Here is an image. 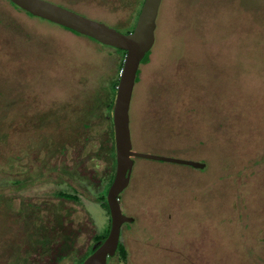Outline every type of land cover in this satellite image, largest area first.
Instances as JSON below:
<instances>
[{
    "label": "rangeland",
    "instance_id": "rangeland-1",
    "mask_svg": "<svg viewBox=\"0 0 264 264\" xmlns=\"http://www.w3.org/2000/svg\"><path fill=\"white\" fill-rule=\"evenodd\" d=\"M48 1L121 32L141 6ZM154 34L132 90L133 148L205 167L135 157L120 206L136 223L126 258L108 264H264V0H161ZM120 59L0 0V264H75L107 230L101 154ZM66 232L72 250L55 260Z\"/></svg>",
    "mask_w": 264,
    "mask_h": 264
},
{
    "label": "water",
    "instance_id": "water-1",
    "mask_svg": "<svg viewBox=\"0 0 264 264\" xmlns=\"http://www.w3.org/2000/svg\"><path fill=\"white\" fill-rule=\"evenodd\" d=\"M25 12L62 25L80 34L87 35L105 45L126 51L119 72L115 99L112 106V126L115 150V173L106 194L110 210L111 225L102 243L82 261L81 264H106L113 255L122 222L130 221L125 216L118 201L120 192L129 182L132 168L131 156L175 162L202 168L204 163L166 155H158L131 149L129 128V107L136 73L145 53L151 49L155 39L156 17L161 0H143L135 24L131 31H118L108 24L98 21L48 0H9Z\"/></svg>",
    "mask_w": 264,
    "mask_h": 264
},
{
    "label": "trees",
    "instance_id": "trees-1",
    "mask_svg": "<svg viewBox=\"0 0 264 264\" xmlns=\"http://www.w3.org/2000/svg\"><path fill=\"white\" fill-rule=\"evenodd\" d=\"M130 30H131V28L128 29L127 32L130 31ZM115 50L121 54V59H120L119 65H118L117 76H116L115 80H113V83H112V86H111L112 87V90H111V95L112 96H110V100L111 101H110V104H109V107H108L110 109V112L108 113V117L110 116V118L112 116L111 115V111H112V106H113V102H114V99H115L116 86H117V83H118L119 72H120V69H121L122 64H123L122 61L124 59V55L126 53L124 50L119 49V48H115ZM149 54H150V50H148L145 53V55L141 59V63L146 62L148 60ZM138 72H139V70H137L135 81L137 80ZM110 131H111V133L109 135V138L108 139L106 138L105 142L103 141V146H102L103 153L101 154L103 157H105L107 159L108 164H109V169H111V171H112L111 174H110V177L108 178L107 184H110V182L112 181L114 168H115L114 145L111 143L112 142V137H113L112 123H111V130ZM106 142H108V144H106ZM67 173H68V171H67ZM18 180H20V179H18ZM18 180L15 181L16 184L18 183ZM22 182H23V180H22ZM23 186H25L24 182H23V184L21 186L16 185V188L23 187ZM57 195L61 199L70 200V201H76L77 200V196L75 194H70V193L59 191V192H57ZM102 204L107 207V203H106L105 197L103 198ZM58 224H59V222H58ZM42 231L41 230H37L35 232V234L39 236L37 241L38 242L40 241L39 243H40L41 246L44 245V244L47 246L48 242L50 241V238H48V239H44V238H47L48 235L50 236L52 233L51 234L47 233V230H46V232L44 230H42ZM62 236H63V242L61 243L62 250L64 248L66 250L62 251L61 254H59L60 256L57 255L55 257V260L60 259L63 255H65V253L69 254L70 251L72 250V247H71V242H72L71 234L69 235V232H66ZM93 239H94V244L93 245H97L100 242V240H101L100 237L97 236V235H94ZM90 251H91V249H89L86 253H84L79 258H77L75 264H79L82 261V259L86 256V254H88Z\"/></svg>",
    "mask_w": 264,
    "mask_h": 264
},
{
    "label": "flooded vegetation",
    "instance_id": "flooded-vegetation-1",
    "mask_svg": "<svg viewBox=\"0 0 264 264\" xmlns=\"http://www.w3.org/2000/svg\"><path fill=\"white\" fill-rule=\"evenodd\" d=\"M139 1V0H138ZM142 1L143 0H141V4H142ZM10 3L13 5V3L10 1ZM15 5V4H14ZM13 5V6H14ZM14 7H16V5L14 6ZM141 7V6H140ZM16 8H19L18 6L16 7ZM19 9H21V8H19ZM139 11V10H138ZM27 14H29L28 12H26ZM29 15H31V14H29ZM138 15V14H137ZM32 16H34V15H32ZM43 19V18H42ZM49 21V20H48ZM50 22H52V21H50ZM52 23H55V22H52ZM56 24V23H55ZM135 24V23H134ZM134 24H132V27H131V30H132V28H133V26H134ZM59 25V24H58ZM60 26H62V25H60ZM62 27H64V26H62ZM65 29H68V28H66V27H64ZM68 30H70V31H72V32H74L75 34H80V33H78V32H76V31H74V30H71V29H68ZM130 30V31H131ZM129 32V31H128ZM125 33H127V31L125 32ZM81 35H83V34H81ZM85 36H87V35H85ZM89 37V36H88ZM91 38V37H90ZM93 39V38H92ZM95 40V39H94ZM97 41V40H96ZM99 42V41H98ZM101 43V42H100ZM103 44V43H102ZM105 45V44H104ZM109 46V45H108ZM112 47V46H111ZM114 48H116V47H114ZM120 49V48H119ZM123 50V49H122ZM125 51V50H124ZM126 52V51H125ZM126 54V53H125ZM124 57H125V55H124ZM124 60V59H123ZM123 62V61H122ZM139 70V69H138ZM139 73V72H138ZM191 97V96H190ZM111 121H112V117H111ZM112 128H113V126H112ZM132 139V138H131ZM132 143V142H131ZM47 144H50V143H47ZM112 144L114 145V138H113V141H112ZM45 146H46V144H45ZM47 147V146H46ZM51 149H52V152L51 153H53V149H54V145H52L51 146ZM131 149L132 150H134V151H137V150H135L134 148H133V145H132V147H131ZM142 152V151H141ZM114 154H115V150H114ZM160 155V154H159ZM167 156V155H166ZM135 157H138V156H131V158H132V167H133V164H134V159H135ZM153 160H155V159H153ZM159 161H162V160H159ZM168 162V161H167ZM172 163H175V162H172ZM202 163H204V162H202ZM177 164H181V163H177ZM182 165H187V164H182ZM115 166H116V161H115ZM188 166H191V165H188ZM191 167H193V166H191ZM205 167V163H204V166L202 167V168H198V167H193V168H195V169H203ZM64 170V169H63ZM111 169H108V171L106 172V177H107V179L104 181V182H106L107 183V181H108V178L110 177V174H111ZM114 173H115V168H114ZM114 173H113V177H114ZM131 173H132V168H131V172H130V176H129V182H130V178H131ZM113 179V178H112ZM112 182V181H111ZM111 182H110V184H111ZM129 182H128V184H129ZM110 184H108V187L110 186ZM128 184L126 185V187L128 186ZM125 187V188H126ZM124 188V189H125ZM123 189V190H124ZM107 190H108V188H107ZM107 190H106V194H107ZM122 190V191H123ZM121 191V192H122ZM121 192H120V194H121ZM119 194V196H118V201H119V204H120V202H121V195ZM105 200H106V198H105ZM102 202H103V199L101 200V205L103 206V208H105V210L107 211V213H108V215H109V223H108V226H107V230L105 231V233L103 234V235H97V234H94V235H97V236H99L100 237V242L97 244V245H93L94 244V239H93V237H92V246L90 245V248L89 249H91V251L88 253V254H86V256L82 259V261L93 251V249L95 248V247H97L100 243H102L103 241H104V239L106 238V236L108 235V232H109V229H110V225H111V216H110V210H109V207H108V204H107V207L105 206V205H103L102 204ZM106 203H107V201H106ZM121 207V206H120ZM122 211V210H121ZM122 213L125 215V216H127V217H130L131 218V220L130 221H124V222H122L121 223V225H120V228H119V237H118V242H117V245H116V248H115V251H114V253H113V255H111V256H108L107 257V260H106V264H108V261L110 260V259H113V258H119V259H124V258H126V256H127V251H126V248H125V246L122 244V242H121V234H122V231H123V229H124V227L125 226H129V225H131V224H134V223H136V220H135V217L134 216H131V215H128V214H126V213H124L123 211H122ZM125 223H127V225H125ZM123 225V228L121 229V226ZM125 225V226H124ZM120 229H121V231H120ZM93 235V236H94ZM87 252V251H86ZM85 252V253H86ZM66 255V254H65ZM83 255V254H82ZM64 256V255H63ZM82 261L79 263V264H81L82 263Z\"/></svg>",
    "mask_w": 264,
    "mask_h": 264
}]
</instances>
